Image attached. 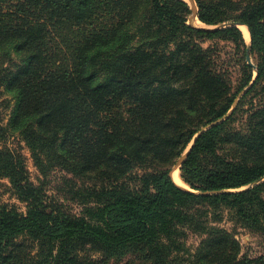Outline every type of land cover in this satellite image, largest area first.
Instances as JSON below:
<instances>
[{
    "label": "trees",
    "instance_id": "obj_1",
    "mask_svg": "<svg viewBox=\"0 0 264 264\" xmlns=\"http://www.w3.org/2000/svg\"><path fill=\"white\" fill-rule=\"evenodd\" d=\"M195 2L214 27L184 0H0V179L27 204L0 202V264H264L214 224L225 207L264 233V0ZM215 37L242 48L243 98H260L244 127L238 107L194 142L238 96ZM12 137L42 175L78 180L79 214L46 200ZM191 145L188 189L171 171Z\"/></svg>",
    "mask_w": 264,
    "mask_h": 264
},
{
    "label": "rangeland",
    "instance_id": "obj_2",
    "mask_svg": "<svg viewBox=\"0 0 264 264\" xmlns=\"http://www.w3.org/2000/svg\"><path fill=\"white\" fill-rule=\"evenodd\" d=\"M184 1H186L192 9V13L188 15L187 23L192 24L196 27H203V28L214 27L212 25H208L202 22L199 19L195 0H184ZM237 25L242 30L247 42L250 43V32L248 27L244 24H237ZM242 26H246L248 33ZM203 44L205 46L214 47L216 51V57H217L216 59L219 68H221L222 70H226L228 72V76L232 86V91L238 94L237 98L235 99V102L237 103L234 108L233 106L235 102L233 103L232 106L233 109L231 108L230 111L231 110L232 111L229 112L230 114H232L234 110L239 107V110L236 115L235 124L237 127L242 128L246 123L248 114L252 112L253 106L256 104V101L260 98V95H255L254 93L249 94L247 97L243 98L244 94L247 92L250 85L249 84L245 85L244 82L245 75H243V71L241 69V65L239 61L242 48L238 47L237 44L231 39H221L219 37L206 38L203 41ZM8 50L11 49L10 48L0 49V65L8 64V58H7ZM2 51L5 53V55H3ZM246 60L254 67L260 60L259 54L252 52L250 45L247 48ZM253 73H254L253 77L255 78L257 74V70H254ZM10 145L19 147V149L24 154L31 180L35 184L43 185V192L45 193V197L47 201H50L54 204H62L64 206V209L68 212L78 213V214L80 213L82 209V204L79 203V200L77 198H72L73 197L72 191L70 190V187L67 184V181L69 179L78 182V180L74 176L59 169L50 172L48 176H44L36 167L34 160L32 158L31 151L26 146L25 142L21 141L19 137H12L10 139ZM187 150L185 151V153L187 152ZM177 165L178 164L176 163L172 167V171H171L172 177H174L173 174L175 170H179V175L182 180L181 186L191 189L189 185L182 178L181 166L178 165V167H175ZM0 202L7 204L8 206L15 207L20 212H26L27 210L26 202H24L19 198L18 194L13 189L12 183L8 178L0 179ZM214 220H215L214 224L229 230L230 232L233 233V235H235V237L238 239V241L241 244V256L255 258L264 255V233L260 230L257 231L255 229L248 228L246 225H244L243 222L235 214L234 210L222 207V209L219 211V214L216 217H214ZM200 239H201L200 235L196 233H190L188 237L189 247L191 249H195L199 244ZM28 240H30L28 237H22L18 239L19 242L28 241Z\"/></svg>",
    "mask_w": 264,
    "mask_h": 264
},
{
    "label": "water",
    "instance_id": "obj_3",
    "mask_svg": "<svg viewBox=\"0 0 264 264\" xmlns=\"http://www.w3.org/2000/svg\"><path fill=\"white\" fill-rule=\"evenodd\" d=\"M196 8H197V5H196ZM197 11H198V8H197ZM236 103H237V102H235L233 108L235 107ZM233 108H232V109H233ZM231 111H232V110H231ZM231 111H230V112H231ZM230 112H229L226 116H224L223 118H221V119H219V120H217V121L212 122V123H211L210 125H208L207 127H212V126H214V125L220 123L221 121H223V120H224V119L230 114ZM207 127L204 128V129H202V130L197 134L196 138L194 139V142H195V140L199 137V135H200L204 130L207 129ZM192 145H193V143H192ZM192 145L189 147V149L187 150V152H186V153H185V154L179 159V161L177 162L178 165L181 166L182 162L186 159L187 154H188L189 150L191 149ZM178 165L175 166V167H178ZM177 184H178V183H177ZM180 186H181V185H180ZM182 187H183V186H182Z\"/></svg>",
    "mask_w": 264,
    "mask_h": 264
},
{
    "label": "bare ground",
    "instance_id": "obj_4",
    "mask_svg": "<svg viewBox=\"0 0 264 264\" xmlns=\"http://www.w3.org/2000/svg\"><path fill=\"white\" fill-rule=\"evenodd\" d=\"M190 2H191V1H190ZM242 27H244V29H245L246 32L248 33V30H247L246 26H242ZM173 176H174V177H173L174 180H175L178 184L181 185L182 180H181L180 175H179V170H175Z\"/></svg>",
    "mask_w": 264,
    "mask_h": 264
}]
</instances>
